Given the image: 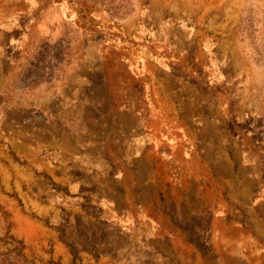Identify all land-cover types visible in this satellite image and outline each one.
<instances>
[{
	"label": "rangeland",
	"instance_id": "obj_1",
	"mask_svg": "<svg viewBox=\"0 0 264 264\" xmlns=\"http://www.w3.org/2000/svg\"><path fill=\"white\" fill-rule=\"evenodd\" d=\"M155 97L189 118L162 125L186 157L225 128L226 157L250 166L246 145L264 148V0H0V264H209L207 214L167 190L171 222L130 221L107 205L122 212L123 189L89 186L95 144L120 150ZM75 162L73 194L57 178Z\"/></svg>",
	"mask_w": 264,
	"mask_h": 264
},
{
	"label": "crops",
	"instance_id": "obj_2",
	"mask_svg": "<svg viewBox=\"0 0 264 264\" xmlns=\"http://www.w3.org/2000/svg\"><path fill=\"white\" fill-rule=\"evenodd\" d=\"M155 90L150 92L154 96ZM157 100L155 97V108L150 109L158 113L153 114L154 119H150V114L147 117L145 107L138 109L136 121L129 123L130 128L121 135L124 144L120 150L113 147L108 153L95 144V149L89 153L95 165L87 166L93 175L89 186L97 184V188H103L104 182L105 188L101 190L107 191L106 196L117 188L125 191L122 212L118 211L115 199H107L111 215L125 214L130 221L148 219L159 224L171 222L164 209V195L169 190L171 195L175 194V203L187 207L190 216L194 213L209 216L207 240L203 241L206 248H201L203 242L199 245L202 255L213 254L205 259L206 263L264 264V148L256 142L246 145V149L251 150L246 155L250 166L243 170L231 156L226 157L225 128L219 137H214L220 131L218 128L213 136L210 134L212 137L200 140L204 149H210V155L202 149L196 153L190 150L191 156L186 157L181 148L184 146L179 145L180 135L172 129L168 133V129L186 126V121L192 125L189 118L181 122L179 115L166 113L167 107H162ZM158 108H161L159 112ZM165 119L171 125L162 131V125H168ZM228 138L231 140V136ZM98 160H103L105 167L98 169ZM76 162L73 167L69 163L62 164L57 178L59 184L71 189L73 194L81 184ZM177 169L182 170V183L172 180V173ZM177 194L183 197L179 199ZM55 248L67 250L58 240Z\"/></svg>",
	"mask_w": 264,
	"mask_h": 264
},
{
	"label": "trees",
	"instance_id": "obj_3",
	"mask_svg": "<svg viewBox=\"0 0 264 264\" xmlns=\"http://www.w3.org/2000/svg\"><path fill=\"white\" fill-rule=\"evenodd\" d=\"M201 248H203V249H205V248H206V247H205V243H204V246H202V245H201Z\"/></svg>",
	"mask_w": 264,
	"mask_h": 264
}]
</instances>
